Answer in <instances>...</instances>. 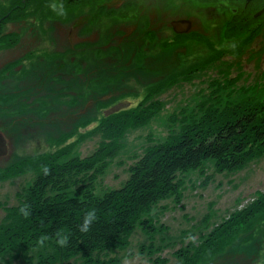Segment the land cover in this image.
I'll return each mask as SVG.
<instances>
[{"label":"rangeland","instance_id":"rangeland-1","mask_svg":"<svg viewBox=\"0 0 264 264\" xmlns=\"http://www.w3.org/2000/svg\"><path fill=\"white\" fill-rule=\"evenodd\" d=\"M200 1L111 0L103 11L122 10L116 20L125 30L116 36L111 27L114 18L90 19L97 6L91 8L89 3L75 6L73 1H63L68 15L62 18L49 7L59 0H26L19 20H1L0 36L15 32L18 42L0 47V132L8 142L7 154L0 157V170L16 155L49 152L53 157L60 153L67 158L87 157L105 141L95 131L104 115L130 110L129 118L139 111L138 106L149 105L151 116L143 125L126 130L115 156L91 183L92 193L101 197L125 183L128 168L148 147L174 140L188 130L187 125L203 118L209 106L220 108L224 101L245 97L264 100V41L251 43L259 33L250 31L254 20L245 26L242 34L246 37L236 35L234 28L244 24L235 15L244 8V1L214 0L217 6L210 10L196 8ZM128 2L139 8L137 14ZM11 4L12 0H0V16ZM261 4L264 0H253L245 13L252 14ZM226 6L236 12L230 13L233 20L225 26V17L230 15ZM177 19L190 20L188 32L196 36L182 40L179 51H168L171 45L164 51L160 41L153 42V34L150 39L145 32V38L144 31L152 30L170 40V22ZM98 32L106 37L102 46L107 42V47H94V55H90L88 47L96 45ZM9 63L12 65L6 67ZM21 96L27 98V108L18 102ZM46 106L49 114L39 111ZM229 115L224 123L232 121L233 115ZM68 132L72 134L56 138ZM35 175V171H26L0 180V220L3 207L17 205ZM176 181V194L158 201L142 216L150 221L147 230L135 227L113 251L95 253L98 262L91 264H153L155 258L166 264H184L176 251L185 248H191L189 258L196 255L197 264H264V211L259 209L240 228L232 226L243 219L239 210L261 204L264 152L256 149L242 167L230 172L219 171L209 160L200 169L178 173ZM223 221V231L235 232L226 237L225 244L210 234L221 231ZM148 230L153 231L148 234ZM189 234L195 236L194 242L187 239ZM206 237L221 250L206 255L201 249L196 251ZM52 243L26 252L15 245L0 254V264H56L58 254ZM40 252L51 257L50 263H44ZM67 263L84 264L77 254L61 261Z\"/></svg>","mask_w":264,"mask_h":264},{"label":"trees","instance_id":"trees-1","mask_svg":"<svg viewBox=\"0 0 264 264\" xmlns=\"http://www.w3.org/2000/svg\"><path fill=\"white\" fill-rule=\"evenodd\" d=\"M63 1L65 3L73 1L72 5L75 6H79L80 3H89L91 8L96 5L95 12L91 14L90 19L102 15L111 16V19L114 18L111 23L113 35L125 33L124 25L116 20V18H120L119 15L122 16V10L112 9L114 14L103 11L104 8H109L107 6H110L111 0H107L109 1L108 5L105 0ZM213 1H200L196 8L207 7L206 10H210V8L217 6V3ZM25 3L26 0H12L8 11L0 16V21L19 20L18 17L24 13L20 9L26 10L24 8ZM131 5L132 2H128V6L131 7ZM132 6L131 8H134L137 14L139 8L135 9V6ZM244 6L247 5L243 3ZM97 10H101V15L97 14ZM243 10L246 11L247 8L244 7L236 11L243 13ZM249 13H245L247 15L242 19L243 25L234 26L237 29L236 35L242 34L247 23L254 20L253 13ZM232 17L230 16L229 20ZM228 24L231 25V22ZM141 25L143 26V22ZM145 32L148 33V38L153 39L154 37L153 42L160 41V48L163 47L162 49H164L167 45H171L168 51L170 49L179 51L183 45L181 41L185 38L196 39V36H192V33L188 32L174 34L172 39L168 40L157 36L152 30L144 31L146 39ZM242 35L243 37L246 36V34ZM105 39L106 37L102 36L100 32L97 33V39L94 42L96 45L88 47L89 50H92L90 55H94V47L96 49L107 47V42L102 46V43L106 41ZM14 42L15 44L18 42V35L15 32L0 36V47L7 48ZM98 42L101 44L98 45ZM127 50L128 47H126V53ZM11 65L9 63L6 67ZM21 98L20 101L18 99V102L27 108L29 106L27 98L23 96ZM22 100L26 101L27 104L21 103ZM150 105H154V103ZM137 108L139 111L131 114L129 118L126 117L130 110L121 113L113 110L104 115L95 131L100 133L105 141H101L96 150L87 157L74 156L70 157L71 160H69L70 158L66 157V153H60V155L53 157L50 156L49 152L27 157L16 155L11 158L12 160L7 166L1 168L0 180L26 171H35L36 175L33 183L26 189V193L23 194L17 205L3 207L5 213L0 220V254L12 249L15 245L22 247L23 252H26L29 248L45 247L48 242L52 243L53 241V247L58 254L56 262L53 261L56 264H61L62 260L64 261L74 254H77L84 264L98 262L93 258L95 253L113 251L119 242L131 234L135 227L139 226L141 229L147 230L150 221L146 219L147 222L142 216L147 214L158 201L176 194L178 173L200 169L209 160L215 162L219 171L230 172L242 167L250 155L252 157L256 154V149H258V153L264 152V100L259 101L254 97H245L237 102L233 100L224 101L220 108L209 106V110L203 118L187 125L188 130L181 131L174 140L157 144L152 148L148 147L142 157L128 168L129 177L120 188L109 190L101 197H97L91 191V183L103 174L109 161L115 156V147H118L119 140L127 129L143 125L142 122L151 116L149 112H153L149 105L145 108H141V106ZM39 109L40 112L45 110L47 114L50 113L48 107L46 109L40 107ZM229 114L233 115L232 121L224 123L227 116L230 117ZM222 118L224 119L221 121ZM117 122L120 123L117 124ZM70 134L72 132L60 133L56 138ZM43 166L50 169L48 175L43 173ZM261 197L262 195L259 198ZM259 201L261 204L257 206H253L252 203L250 206L239 210L240 217L243 219L241 222L236 220L232 224L233 228H240L243 224L250 222V219L256 216L259 209V211H264V197ZM23 205H30L31 214L27 218L21 215L19 211ZM93 208L96 210V222L89 232H80L78 225L82 222L84 214ZM223 223L224 221L219 224L222 228L221 231L218 233L211 231L210 234L213 235L214 240L218 239V242L225 244L226 237H233L235 232L223 231ZM57 231L69 234V243L66 247H61L55 243L54 233ZM152 231L148 230V234ZM45 234L51 238L41 246L37 241ZM209 239L206 237L202 247L196 251L201 249L206 255L221 250L220 247L209 244ZM148 249L152 250V247L150 246ZM176 252L177 257H181L182 263L197 264L196 255L189 258L191 248H185L183 251L180 249ZM38 256L44 260V263L49 262L51 258L49 256L44 257L41 252ZM153 264H166V261L155 258Z\"/></svg>","mask_w":264,"mask_h":264},{"label":"clouds","instance_id":"clouds-1","mask_svg":"<svg viewBox=\"0 0 264 264\" xmlns=\"http://www.w3.org/2000/svg\"><path fill=\"white\" fill-rule=\"evenodd\" d=\"M50 9L59 17L66 18L68 15V8L64 4L63 0H59L57 3L49 4ZM42 171L45 175H48L50 172V169L47 166L42 167ZM21 215H23L25 218H27L31 212H30V205H23L19 209ZM97 215L96 210L93 208L86 212L83 216L82 222L78 225L79 231L87 233L91 230L92 225L96 222ZM56 239L55 243L61 247H66L69 243V234L64 232L57 231L54 233ZM51 237L47 234L41 236L37 243L41 246L44 245L45 241L49 240ZM190 241H195V236L192 234H189L187 237Z\"/></svg>","mask_w":264,"mask_h":264},{"label":"flooded vegetation","instance_id":"flooded-vegetation-1","mask_svg":"<svg viewBox=\"0 0 264 264\" xmlns=\"http://www.w3.org/2000/svg\"><path fill=\"white\" fill-rule=\"evenodd\" d=\"M227 1V0H226ZM253 2V0H250L248 3L245 2L244 0V5H247V6H244L245 8L248 7V5ZM226 8L229 9V14L232 13V12H236L234 9H231L230 7L226 6ZM221 13V12H220ZM235 15L237 16H240V19H243L247 14H245V10H243V13H236ZM231 14L228 15V17H225V26L228 25V23H230L233 19V17L229 20ZM262 17V18H261ZM253 24L251 25L250 27V30L254 33H257V35H255L254 37V40L252 39L251 43L254 42L255 40L256 41H260V43L262 41H264V35L261 36L263 34V31H264V25L262 26V23L264 21V4H261L260 7H258L256 10L253 11ZM229 20V21H228ZM171 27V26H170ZM172 29V28H171ZM173 31V30H172ZM176 34L174 31H173V35ZM173 37V36H172ZM172 37H170V39H172ZM246 37V36H245Z\"/></svg>","mask_w":264,"mask_h":264},{"label":"water","instance_id":"water-1","mask_svg":"<svg viewBox=\"0 0 264 264\" xmlns=\"http://www.w3.org/2000/svg\"><path fill=\"white\" fill-rule=\"evenodd\" d=\"M250 0H245L248 3ZM172 30L176 34H183L190 30L192 23L187 19H177L170 22ZM8 152V142L4 134L0 132V157L5 156Z\"/></svg>","mask_w":264,"mask_h":264}]
</instances>
